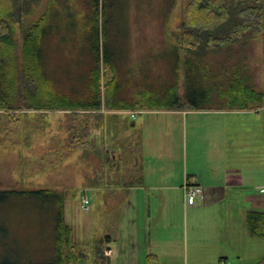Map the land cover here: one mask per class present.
<instances>
[{
  "label": "rangeland",
  "instance_id": "374dc122",
  "mask_svg": "<svg viewBox=\"0 0 264 264\" xmlns=\"http://www.w3.org/2000/svg\"><path fill=\"white\" fill-rule=\"evenodd\" d=\"M47 3L48 0H38L30 14L20 17L16 0L4 1L7 13L3 18L4 22L14 27L9 33H12L15 40L18 64L21 26L25 29L45 9ZM57 5L60 6V11L54 37L62 29H66V26L77 37L78 22L70 1L65 0ZM110 5L113 11L117 8V14H112L109 19L116 40L115 45L111 47L109 43L108 47L112 57L123 63L122 76L119 75L118 81L124 84L119 86L127 100H134L139 90L146 89L153 99H169V95H165L166 91L177 81L176 90L180 97L186 98L190 93H207L206 98L196 99V104L212 107L241 104V92H228V84L234 85V89L238 87L235 76L229 80L233 67L248 70L255 90L264 92V31L248 38L243 45H233L229 52L226 45L227 47L218 46L215 50L203 53L201 56L209 71L201 70L196 78L203 83H194L192 70L191 80L187 79L186 63L184 65L186 53L174 51L167 46L169 41L166 39V35L177 32L187 0H112ZM164 21L167 22L168 31H163ZM72 33L65 34L63 39L53 40L49 57L56 78L67 79L76 85L87 80L91 53L69 37L73 36ZM170 40L172 43L176 42L174 36ZM234 49L243 53L246 64L239 60L237 53H234L237 50ZM100 53L102 54V49ZM195 85L202 87L196 90ZM104 102L103 89L100 110L81 111L73 116L71 111L40 112L22 109L20 94L17 93V99L11 108L0 110V190L31 191L51 188L60 191L64 196V221L71 229V241L78 248L86 240V231H90L89 237L94 239L112 230V210L118 199L111 195V190H103L104 194L98 197L110 204L109 214L102 213L97 206L84 210L81 199L85 193L83 186L87 178L90 177L93 181L101 179L107 185L113 184L116 181L113 169L115 162L122 156L127 159L136 154L135 145L141 139L138 134L141 118L155 116V111H147L153 108L144 106L142 110H110L106 109ZM132 111L135 117L130 114ZM132 121L136 122L134 126ZM150 125L156 126H151L148 133L159 132L162 127L158 123ZM77 137L82 146L68 149L71 140ZM155 141L161 139L158 137ZM133 170L134 174L138 171L136 168ZM86 192L91 206L93 194ZM15 198L13 196L10 200V194L0 196V262L21 264L28 260L49 261L52 251L49 239L55 219L50 211L51 205L20 204L22 207H17V203L12 206L11 201L18 199ZM34 199L23 200L21 203L29 204ZM87 218L89 224L84 226L83 221ZM192 233L193 230L188 226V238L185 236L187 247L183 248L187 263H192L199 256L196 253L208 248L200 254L210 253L214 259L208 261L199 258L197 261L200 264H219V255L232 249L228 245L227 250V246L220 243H209L207 246L194 243ZM258 238L262 240L261 237ZM196 248L202 249L195 252Z\"/></svg>",
  "mask_w": 264,
  "mask_h": 264
},
{
  "label": "crops",
  "instance_id": "0c3cea01",
  "mask_svg": "<svg viewBox=\"0 0 264 264\" xmlns=\"http://www.w3.org/2000/svg\"><path fill=\"white\" fill-rule=\"evenodd\" d=\"M147 111H155V116L141 118L136 154L115 162L116 181L107 185L88 177L83 186L84 194L90 191L94 197L90 210L97 206L109 214L110 204L98 197L103 190H111L118 198L112 210V230L98 237H106L108 264H144L148 255H154L153 264H200L199 258L214 259L210 253L200 254L208 248H196L195 252L201 250L196 253L199 256L186 262L183 248L187 247L188 226L194 243L232 247L217 261L251 264L261 260L264 239L249 233L246 215L264 210V193L260 192L264 103ZM130 114L135 117L134 111ZM150 123L161 124L160 131L148 133L156 126ZM158 137L161 141H155ZM185 180L202 185L203 200L186 202ZM89 234L85 232L83 243L98 239H90Z\"/></svg>",
  "mask_w": 264,
  "mask_h": 264
},
{
  "label": "trees",
  "instance_id": "16d2710c",
  "mask_svg": "<svg viewBox=\"0 0 264 264\" xmlns=\"http://www.w3.org/2000/svg\"><path fill=\"white\" fill-rule=\"evenodd\" d=\"M4 1L0 0V110H9L19 93L22 109L40 112L71 111L73 116H77L81 111L91 112L102 108L103 89L105 107L110 110H142L144 106L175 109L206 107L196 103L201 97L206 98L207 93L204 92L203 95L190 93L186 98L180 97L176 90L177 81L166 91L165 95H169V99H153L147 89L139 90L134 100L125 98L122 87L119 86L124 84L118 81L119 75L122 76L123 63L112 57L111 49L108 47L109 43L111 47L115 45L116 40V35L113 34L109 24L112 14H117V8L115 7L113 11L110 7L112 0H69L78 22L77 37L67 26L54 37L60 11V6L57 4L65 0H48L47 6L38 17L32 19L25 29L21 26L19 64L16 58L15 40L12 33H9L14 27L4 22L3 18L6 14ZM37 2L38 0H16L20 17L30 14ZM54 6L56 8H53ZM166 25L167 22L164 21L163 31H168ZM263 31L264 0H187L185 13L177 32L166 35V39L169 41L167 46L174 51L186 53L184 65L186 63L187 79L191 80L192 70L195 76L194 83H203L201 79L196 78L201 70L203 72L205 69L208 70L201 56L203 53L226 45L229 52L233 49V45L238 43L243 45L248 38ZM68 33L73 34L69 37L76 44L83 45L91 53V63L87 66L89 67L87 80L76 85L67 79L56 78L49 57L53 40L63 39ZM171 36L176 38L175 43L170 40ZM234 50H237L234 53H237L239 60L246 64L243 53L238 49ZM236 68L239 67L232 68L229 74L232 77H229V80L235 76L238 87L234 89V85L228 84L230 89L228 92L234 90L241 92L239 98L242 97L243 103L233 105H249L258 101L264 103V92L255 90L251 76L247 73L248 70ZM195 86L196 90L202 87ZM81 144L77 137L71 140L68 149H77L78 146H82ZM9 194L10 200L13 196L18 198H15L17 201H11L12 206L17 203H19L17 207H22L20 204L49 203L53 218L55 215L54 228L49 239L52 243L51 259L47 262L28 260L21 264H108L106 237L86 244L82 243L81 248L71 241V229L66 225L63 216L64 196L60 191L51 188L31 191L0 190V196ZM30 199H34V202L21 203ZM246 221L249 233L264 239V210L249 211ZM155 262L154 255H148L144 264ZM0 264L15 263L0 262ZM251 264H264V257Z\"/></svg>",
  "mask_w": 264,
  "mask_h": 264
},
{
  "label": "built area",
  "instance_id": "2783aa9c",
  "mask_svg": "<svg viewBox=\"0 0 264 264\" xmlns=\"http://www.w3.org/2000/svg\"><path fill=\"white\" fill-rule=\"evenodd\" d=\"M184 195L186 198V202L188 204H194L196 200L204 199V190L202 185L197 183H191L189 180H185L184 184L182 185ZM260 192L264 193V184L260 187ZM90 200L89 197L84 194L82 195L81 199V206L84 210L89 208ZM219 264H236L235 262H231L229 260H220Z\"/></svg>",
  "mask_w": 264,
  "mask_h": 264
}]
</instances>
